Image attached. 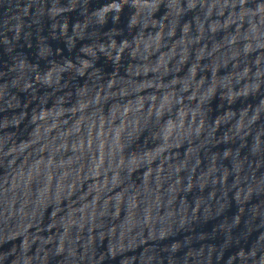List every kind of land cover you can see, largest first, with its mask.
<instances>
[{
    "label": "water",
    "instance_id": "95a60500",
    "mask_svg": "<svg viewBox=\"0 0 264 264\" xmlns=\"http://www.w3.org/2000/svg\"><path fill=\"white\" fill-rule=\"evenodd\" d=\"M0 264H264V0H0Z\"/></svg>",
    "mask_w": 264,
    "mask_h": 264
}]
</instances>
